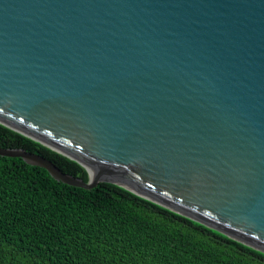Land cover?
Listing matches in <instances>:
<instances>
[{"label":"water","instance_id":"1","mask_svg":"<svg viewBox=\"0 0 264 264\" xmlns=\"http://www.w3.org/2000/svg\"><path fill=\"white\" fill-rule=\"evenodd\" d=\"M0 129L264 255V0H0Z\"/></svg>","mask_w":264,"mask_h":264},{"label":"trees","instance_id":"2","mask_svg":"<svg viewBox=\"0 0 264 264\" xmlns=\"http://www.w3.org/2000/svg\"><path fill=\"white\" fill-rule=\"evenodd\" d=\"M0 148L52 160L1 129ZM0 264H264V255L105 183L74 188L0 157Z\"/></svg>","mask_w":264,"mask_h":264}]
</instances>
